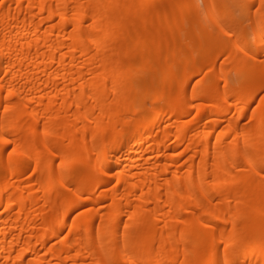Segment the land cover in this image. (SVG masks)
<instances>
[{
    "label": "bare ground",
    "instance_id": "6f19581e",
    "mask_svg": "<svg viewBox=\"0 0 264 264\" xmlns=\"http://www.w3.org/2000/svg\"><path fill=\"white\" fill-rule=\"evenodd\" d=\"M201 2L0 0V264H264V0Z\"/></svg>",
    "mask_w": 264,
    "mask_h": 264
},
{
    "label": "rangeland",
    "instance_id": "374dc122",
    "mask_svg": "<svg viewBox=\"0 0 264 264\" xmlns=\"http://www.w3.org/2000/svg\"><path fill=\"white\" fill-rule=\"evenodd\" d=\"M194 2H195V5L197 6V8L199 9L200 13L202 14V19H203V21H204L207 25H209V20L207 19L206 15H205V11H204V9H203V5H202L201 0H194ZM252 38H253V36H252ZM253 39H254V38H253ZM154 89H157L156 85H155Z\"/></svg>",
    "mask_w": 264,
    "mask_h": 264
}]
</instances>
